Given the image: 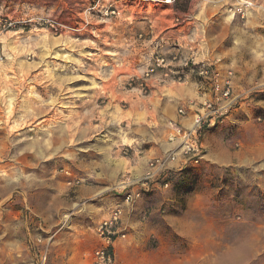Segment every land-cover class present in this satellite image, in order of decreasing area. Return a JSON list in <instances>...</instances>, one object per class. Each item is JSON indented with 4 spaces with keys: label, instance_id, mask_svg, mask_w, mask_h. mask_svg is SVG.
<instances>
[{
    "label": "rangeland",
    "instance_id": "1",
    "mask_svg": "<svg viewBox=\"0 0 264 264\" xmlns=\"http://www.w3.org/2000/svg\"><path fill=\"white\" fill-rule=\"evenodd\" d=\"M131 1L0 0V264L97 248L116 208L118 264H264V0ZM195 59L232 71L235 100L199 164L142 186L156 121L213 96Z\"/></svg>",
    "mask_w": 264,
    "mask_h": 264
},
{
    "label": "built area",
    "instance_id": "2",
    "mask_svg": "<svg viewBox=\"0 0 264 264\" xmlns=\"http://www.w3.org/2000/svg\"><path fill=\"white\" fill-rule=\"evenodd\" d=\"M127 1V0H125ZM131 2L140 3L141 0H133ZM234 6V5H233ZM232 6V7H233ZM247 4L235 5L230 11L234 14L240 13ZM111 14L119 15L114 9ZM5 23L3 27H5ZM10 25V24H9ZM157 66L164 63V59L156 60ZM191 62V63H190ZM190 64V66H189ZM184 66L203 79L209 81L213 92L211 99H203L200 105L189 103V108L192 110L193 119L189 127H184L177 122L170 121L168 123L170 131L167 136V142L173 145V149L166 152L161 158H155L148 163V168L143 177L138 182L142 186H147L149 182L160 181L162 187L168 188L171 186V176L177 171L196 166L204 157L200 134L204 126H213L229 109L231 103L235 100L231 99L233 91L232 71H220L216 63L187 61ZM230 97V98H229ZM192 107V108H191ZM186 111V110H185ZM183 108H179L177 113L180 117L185 116L186 112ZM123 186L127 189L129 183ZM125 202L132 201L131 193L126 192ZM122 209L116 208L112 210L107 217L96 228V235L99 240V246L93 252V264H118L113 252L116 237H124V234L119 231L121 223ZM38 242L41 240L38 239ZM47 262V247L44 246L39 252L36 264H46Z\"/></svg>",
    "mask_w": 264,
    "mask_h": 264
},
{
    "label": "crops",
    "instance_id": "3",
    "mask_svg": "<svg viewBox=\"0 0 264 264\" xmlns=\"http://www.w3.org/2000/svg\"><path fill=\"white\" fill-rule=\"evenodd\" d=\"M196 59H195V62H196ZM224 72H226V71H223V73ZM236 80H237V78H236ZM236 80H235V77H232V82L234 83V85L236 84ZM192 97L199 98L201 100V98L198 95V89H197V92L195 90V92L192 93ZM208 97L210 98V94H208ZM193 100H195V99H193ZM190 103H192V102H190ZM189 111L193 112L192 110H189ZM191 115H192V113H191ZM191 115L190 116L188 115L185 118H180L179 116H177L176 110H174L173 112L169 111V113L165 116V118H163V122L162 123H158V121H156L157 124H161L164 127V131H163V133H164L163 134V141H161V146L159 147L158 153H155L152 157L147 158L144 161V165L142 166V171L138 172L139 176L146 172V170L148 168V163L150 162V160L155 159L158 156H160L158 158H161L162 156L165 155L166 152H168V151H170V150L173 149V145H171V144H169L167 142V136H168V133L170 131V127H169V125L167 123H169L170 121H174V122H177L178 124H180V125H182L184 127H189L190 124H191ZM202 146H203V151L205 152V156H206V149H205V146H204L203 143H202ZM40 228H42L43 230H48V228H44V226L42 224H40ZM89 244H87V243H80L77 251L76 250L75 251H72L73 253L71 255H67L65 257L60 256V259H58V264H78V262L80 264H82L83 260L82 259H79L78 255H76V253H84V252H86V250H84V249H89V250L96 249L95 248L94 241H93V244L92 243L90 245ZM46 247H48L49 250H50V246H47L46 245ZM48 248H47V251H48ZM48 259H49V255H48ZM37 260H38V257L36 255L35 259L32 261V264L33 263L36 264L37 263ZM46 264H47V262H46Z\"/></svg>",
    "mask_w": 264,
    "mask_h": 264
},
{
    "label": "bare ground",
    "instance_id": "4",
    "mask_svg": "<svg viewBox=\"0 0 264 264\" xmlns=\"http://www.w3.org/2000/svg\"><path fill=\"white\" fill-rule=\"evenodd\" d=\"M232 12V11H231ZM232 15H235L233 12H232ZM52 104V103H51ZM10 107V106H9ZM10 109V108H9ZM37 109V108H36ZM121 141L123 142V143H132V141L131 140H128L127 138H125V137H121Z\"/></svg>",
    "mask_w": 264,
    "mask_h": 264
}]
</instances>
